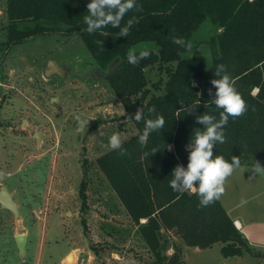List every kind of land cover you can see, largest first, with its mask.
Listing matches in <instances>:
<instances>
[{
	"label": "trees",
	"instance_id": "1",
	"mask_svg": "<svg viewBox=\"0 0 264 264\" xmlns=\"http://www.w3.org/2000/svg\"><path fill=\"white\" fill-rule=\"evenodd\" d=\"M88 2L6 0L0 51L47 32L76 33L101 69L119 58L107 82L136 132L100 154L96 163L152 253L150 264H182L179 247L170 255L162 251V240L170 232L191 247L220 243L223 257L251 254L217 195L205 203L207 193L186 189L175 170L187 169L196 133L220 121L223 109L215 104L213 81L225 75L241 94L245 111L238 117L229 114L217 129L225 139L213 142L212 158L223 156L233 163L235 157L239 165L264 167V0H136L120 27L109 23L92 33L84 21ZM205 25L215 31L210 63L203 52L188 53L195 32ZM125 26L129 32L122 36ZM129 50L135 51L136 64L128 62ZM142 50L149 55L140 57ZM154 65L164 68L167 77L163 92L149 94L145 68ZM204 115L212 117L208 124L200 120ZM159 116L164 125L148 129L147 121ZM193 184L198 187L199 182ZM80 186L85 204V182Z\"/></svg>",
	"mask_w": 264,
	"mask_h": 264
},
{
	"label": "rangeland",
	"instance_id": "2",
	"mask_svg": "<svg viewBox=\"0 0 264 264\" xmlns=\"http://www.w3.org/2000/svg\"><path fill=\"white\" fill-rule=\"evenodd\" d=\"M5 6L0 0V41ZM214 34L209 25L199 27L188 53L203 52L210 63ZM49 61L59 73L46 74ZM108 68L95 63L76 33L47 32L0 51V188L7 187L18 206L17 215L0 206V264L153 260L96 163L112 148V134L122 142L136 132L103 74ZM145 77L149 94L164 91V68L147 67ZM222 186L216 195L240 220L252 253L223 257L220 243L198 249L170 232L162 240L164 254L177 246L182 264H264V167L236 166ZM21 233L23 257L15 242Z\"/></svg>",
	"mask_w": 264,
	"mask_h": 264
},
{
	"label": "clouds",
	"instance_id": "3",
	"mask_svg": "<svg viewBox=\"0 0 264 264\" xmlns=\"http://www.w3.org/2000/svg\"><path fill=\"white\" fill-rule=\"evenodd\" d=\"M136 0H89L87 3V13L84 16V21L88 25L87 31L92 33L93 29H100L102 26H107L111 23L112 27H120V22L124 18L125 13L132 10L135 6ZM93 17H96L93 20ZM131 21H129V25ZM129 27L125 26L120 29V35H128ZM191 50V49H189ZM149 51L142 50L139 52L140 57H146ZM127 60L131 64H136L137 55L134 50H129ZM213 84L217 86V98L215 104L223 109L221 119L216 124H211L204 132H197L195 137V147L189 156L187 169L177 168L175 176L177 178L183 177L182 183L186 189H190L194 193H207L204 202L220 192L224 191L223 183L227 176L233 172V168L239 166L240 161L233 158V163L227 162L223 156L213 157V142L219 140L224 141L225 137L218 132L217 129L221 125L226 124L229 119V114L232 117H238L245 111V102L242 96L237 92L232 83H230L229 76L225 75L222 79L214 80ZM142 110H138L135 119H141ZM212 117L204 115L200 118L201 122L208 124ZM165 123L164 117L159 116L155 120H148V129H156L162 127ZM148 132L140 137L143 143L147 140ZM110 144L112 147L120 145L119 134H112L110 136ZM259 170V167L257 168ZM198 181V187L194 186L193 182ZM171 185L173 189L176 188V180H172Z\"/></svg>",
	"mask_w": 264,
	"mask_h": 264
},
{
	"label": "water",
	"instance_id": "4",
	"mask_svg": "<svg viewBox=\"0 0 264 264\" xmlns=\"http://www.w3.org/2000/svg\"><path fill=\"white\" fill-rule=\"evenodd\" d=\"M120 64L119 58H116L109 66L108 70L106 72H103L104 76L107 78L111 73L115 71L117 66ZM48 70L46 71V74L53 71L56 72L58 70V67L55 65L53 61H49L48 63ZM0 206L2 208L10 210L14 215L18 214V206L17 203L13 199V194L8 191L7 187L2 186L0 188ZM25 234H17L15 236V242L17 245V248L19 250L20 255L23 257L25 254ZM20 264H27L25 260H21Z\"/></svg>",
	"mask_w": 264,
	"mask_h": 264
},
{
	"label": "crops",
	"instance_id": "5",
	"mask_svg": "<svg viewBox=\"0 0 264 264\" xmlns=\"http://www.w3.org/2000/svg\"><path fill=\"white\" fill-rule=\"evenodd\" d=\"M232 219L234 220L235 225L238 224L240 226V227H237V225H236V227L239 228L240 230H242V224H241L240 220H238L237 218H232ZM196 248H198V247H196Z\"/></svg>",
	"mask_w": 264,
	"mask_h": 264
},
{
	"label": "bare ground",
	"instance_id": "6",
	"mask_svg": "<svg viewBox=\"0 0 264 264\" xmlns=\"http://www.w3.org/2000/svg\"><path fill=\"white\" fill-rule=\"evenodd\" d=\"M236 225H237V227H240L238 224H236ZM67 258H68L67 260L72 261L73 256L72 255H68Z\"/></svg>",
	"mask_w": 264,
	"mask_h": 264
},
{
	"label": "flooded vegetation",
	"instance_id": "7",
	"mask_svg": "<svg viewBox=\"0 0 264 264\" xmlns=\"http://www.w3.org/2000/svg\"><path fill=\"white\" fill-rule=\"evenodd\" d=\"M49 68V67H48ZM59 71H60V69L58 68V70L56 71V72H54V73H59Z\"/></svg>",
	"mask_w": 264,
	"mask_h": 264
}]
</instances>
